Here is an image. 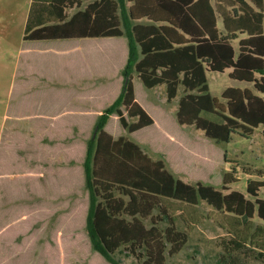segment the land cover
Here are the masks:
<instances>
[{
	"label": "trees",
	"instance_id": "trees-1",
	"mask_svg": "<svg viewBox=\"0 0 264 264\" xmlns=\"http://www.w3.org/2000/svg\"><path fill=\"white\" fill-rule=\"evenodd\" d=\"M81 1L31 0L22 40L125 37L126 59L113 72L107 63L109 73L115 76V90L110 95L96 91L107 87L105 82L90 90L88 108L96 112L94 115L61 116L52 125L57 130L42 125L40 138L32 132L38 130L37 125L43 124L44 119L7 118L9 124L4 125L6 136L0 141V152L5 144V151L10 154L5 162L0 156V173L2 169H40L42 174L34 184H28L34 192L26 190L23 195L24 204L29 199L38 204L33 211L39 213L36 225L33 222L35 228L26 233L19 229L14 232L13 240L18 246L14 252L8 250L9 240L5 237V258L18 255L8 261L0 260V264H25L27 250H32V243L43 231H47L52 243L59 230L63 231V246L68 253V245L75 237L79 242L86 238L88 249L84 258L90 257L86 264L96 253L107 262L104 264H121L114 258L121 249L133 255L137 264H166V253L174 255L185 246L189 223L194 224L192 216L175 203L194 206L200 201L227 213L241 225L230 241L235 251L242 250L246 241L255 240L253 243L262 251L258 255L264 258V227L253 224L254 217L264 223V199L258 195L264 180L248 181L246 193L251 198L238 190L223 191L200 180L189 183L177 175L164 153L152 158L139 143L124 135H113L107 126L110 119H117L131 134L158 123L149 111L153 104L145 101L147 108L136 97L135 76L148 90L163 86L168 103L182 87L176 101L177 124L193 125L216 143L228 141L235 132L249 138L255 128L261 126L264 130V0H88L83 10L71 16L65 13V8L79 6ZM225 69H231V79L252 83L254 91L227 87L221 93V101L212 96L206 72ZM56 84L78 86L66 81ZM90 85H81L84 96ZM70 97L66 92L63 97L55 94L49 100L60 105L63 98ZM70 126L72 131H68ZM37 141L41 142L40 153ZM71 161L76 163L69 165ZM235 173V169L223 173V187L238 181ZM75 182L79 187L75 188ZM3 187L6 226L13 219L12 204L20 194L16 184L11 190L8 179L3 181ZM81 187L87 193L85 199L74 201V193ZM51 188H55L56 197L52 205H46ZM75 207L84 212L78 219L71 213ZM50 214L54 219L46 230L40 219ZM177 218L187 224L185 230L177 229ZM163 221L166 226L161 227ZM42 243L41 247L45 242ZM43 251L42 254L57 258L55 248ZM42 254L39 249L38 257Z\"/></svg>",
	"mask_w": 264,
	"mask_h": 264
},
{
	"label": "rangeland",
	"instance_id": "rangeland-1",
	"mask_svg": "<svg viewBox=\"0 0 264 264\" xmlns=\"http://www.w3.org/2000/svg\"><path fill=\"white\" fill-rule=\"evenodd\" d=\"M29 2L30 0H0V141L6 136L3 129L4 125L9 124L7 118H13V116H15V119H17L18 115L16 113L18 109L33 110L36 107L34 99L38 98V91H40V96L42 95V91L40 87H38L29 92V98L25 103H23V99L19 97L18 81L20 79L18 76L21 75V72L24 75L26 71V68L23 66V60L33 63L32 70L45 71L47 69L51 73L57 72V77L61 81H67L69 79L67 62H46L45 53L42 56L36 54V57L33 56L32 60L31 54H29L28 57V54L25 53L26 51H22L27 45L26 42L22 40V36ZM123 39L126 40L125 37H123ZM86 40H89L86 44L89 45L90 60L95 62L93 57L98 53L94 51L105 53V58L100 54L101 58L97 56L98 60H96V62H109L111 65L110 71L113 72L116 67V62H118L114 55L117 54L118 57V53L121 52L119 47L123 41H111L108 39L100 41L103 40L102 38L96 39L97 41H93L94 39ZM96 45L99 46V49L95 47ZM92 48L95 50H91ZM111 48H114L117 53L111 55ZM98 65H100V69H104L105 71L100 70L101 75H98V73L93 75L91 72L90 90L92 92L95 89L94 85L105 82L107 87L96 89V91L100 90L101 93L110 95V93L115 90V88H113V79L115 76L108 74L109 67L107 63H100ZM94 68L98 69L96 65H94ZM230 71L231 69H225L223 72H206L209 92L220 101L221 93L227 87H238L241 89L250 88L254 91L252 83L231 79L229 77ZM43 81L47 80L44 79ZM32 82L40 84L37 80H33ZM134 82L136 85V97L147 108L148 106L145 104V101L153 104V106H149L151 109L149 111L158 123L129 134L121 127L117 119H110L107 126L113 135H124L139 143L152 158H158L160 153H164L167 156L169 164L172 165L174 171L178 173L177 175L189 183H195L196 180H200L204 183L212 184L223 191L231 189L238 190L244 193L247 198H251L246 193L248 181L264 180V130L261 126L255 128L252 136L249 138L243 137L235 132L231 134L228 141L216 143L206 138L202 131L195 129L193 125L177 124L175 120L176 101L182 93V87L178 89L176 98L168 103L166 101L163 86H157L148 90L135 76ZM30 83L31 82H27V85ZM41 85L44 86V84ZM52 85L47 88V91H50L49 97H47L48 99L50 97L53 99L55 94H60L62 97L66 92L70 94L71 88L69 86L57 85L55 89ZM18 105H20L19 108ZM54 106L58 107L59 105ZM60 107L61 106L58 108ZM209 117L213 118V116ZM11 123L13 124L14 122ZM92 131L93 125L90 126L89 133L92 134ZM75 163V161H71L69 165H74ZM231 169L236 170L234 176L238 181L231 184L229 187H223L221 184L222 175L224 172L230 171ZM179 173L184 174V176ZM9 179L11 190L14 188L13 185L16 184L20 194L19 199L12 204L18 207H14L17 211L12 212V215L13 213L15 215L11 216V218L18 216L17 218L19 219L22 213H26V215L29 212L33 213V211L38 208V204L32 202V199H29V202L26 201V204H24L23 201L24 191L28 190L32 193L34 192L33 188L28 187L29 180L22 178ZM75 181L78 182L77 179H75ZM77 182H75V188L79 187V182ZM54 194L55 188H51L50 196L46 200V205L53 204V198L56 197ZM86 194L83 187L79 188L77 193H74V201L77 198L78 202L81 199H85ZM258 195L260 198L264 199V187L259 189ZM175 205L184 208V210L192 216L194 224L189 223L191 228L188 230L189 237L185 246L174 255H168L166 253V264H264V258L258 255V253L262 251L253 243L255 240L246 241L245 247L242 250L235 251V246L231 244L230 241L234 240V234L240 230L241 225L236 224L234 218L227 215V213L214 209L204 201H200L194 206H186L180 203H175ZM75 208L71 213L78 219L83 211L81 212L78 208ZM184 213L185 212L180 213V211H176V214L184 215ZM38 214V210H36V214H32L25 220L20 221L19 224L6 227L5 237L9 240V251L14 252L18 247L13 240L16 236L14 232L18 229L20 232L24 230L25 233L26 231L33 230L35 228L33 222L35 221V217L36 220L37 217H39ZM51 214L43 220L40 219V222H42L41 224L44 223L42 227H45L46 230H48L49 223L54 219V216ZM6 217L8 216H5V218ZM145 223L148 226L150 225L149 220H146ZM253 224L254 226L262 225L264 227V223L257 217H254ZM160 226H166L165 221L160 222ZM176 227L179 230H185L187 224H185L181 218H177ZM79 230H81V228H79ZM46 235L47 231H43L42 235L32 243L33 248L32 250H27V260H25V264H86L87 260L90 259L89 256L84 258L85 255H87L88 249L85 237H82L80 242L79 238L75 237L74 241L68 245V247L71 248L68 253V250L63 246L64 236L62 230H59L55 240L53 238L52 243ZM84 235H86L85 232ZM42 241L45 242V247H41L43 245ZM46 248H55L58 253V255H56L57 258L54 257L53 260L49 254H42V252H44L43 250ZM39 249L42 255L38 257ZM18 253L20 254L21 250H18ZM32 253L33 255L31 256ZM17 255L12 256L16 257ZM94 255L95 257L93 256L91 258L92 264L107 263L100 254L96 253ZM9 257H11V255H6L5 259L8 261ZM114 258L120 260L121 264H137L136 258L124 249L117 252ZM18 263L20 264V262Z\"/></svg>",
	"mask_w": 264,
	"mask_h": 264
},
{
	"label": "crops",
	"instance_id": "crops-1",
	"mask_svg": "<svg viewBox=\"0 0 264 264\" xmlns=\"http://www.w3.org/2000/svg\"><path fill=\"white\" fill-rule=\"evenodd\" d=\"M88 2H89L88 0H82L79 6H76L75 4H73V5H70V7L65 8L64 11L68 16H71L77 10L79 9L83 10V8L88 4ZM30 3H31V0L29 2L28 10L30 7ZM27 15H28V11H27ZM27 15H26V19H27ZM86 39H91V38H64V39H47V40H38V41H28L26 42L27 44L26 48L22 49V51L24 50L26 51L25 53L28 54V57H29V54H31L32 60H33V56L36 57V54L42 56L45 53L46 62H67L68 68H69V72H68L69 79L66 82L78 84L77 87H74L73 85H72L73 87H71L72 90H70L69 95H72V98L71 97L69 99L63 98V103H61L59 105L61 107L58 108L54 106V102H52L51 100L47 98L49 97V94H50V91H47V88L50 87V85H52L50 83H54V85L52 86H54L56 89V86L58 85L56 83L65 82V81L59 80V78L57 77L58 76L57 72L51 73L47 69L45 71L39 70L40 72L32 70L33 63L23 60L24 62L23 66L24 68H26V71L24 75L21 72V75L18 76L20 79L18 81V84H19L18 92H19V95L22 96L23 103H25L28 100L29 98L28 94L30 91H33L34 89L38 87H40V90L42 91V95L40 96V91H38V98L34 99V104L36 107L33 110L32 109L19 110L18 112L19 119H24V120H31V119L35 120L39 118L44 119L43 124L40 123L37 125L38 130H33L32 132L33 135H37L40 138L41 132L39 131L40 129L43 128L42 125L51 126L52 129L57 130V126L54 127L52 125H56V121L61 116H67V117H72L74 115L88 116L90 114L94 115V113H96L95 111H91L88 108V95L90 92L89 87L85 88L86 95L84 96L83 94L84 89H81L82 88L81 85L90 83L91 72L93 75L96 73H98V75H101L100 74L101 69L98 67V64L100 63L105 64L108 62H96V60H98L97 56H100V54H102L104 56L103 58H105V53H102L99 51H94L95 53H98L93 57L95 62H93V60H90V55H89L90 49H89V45L86 44V42L89 40H86ZM92 39H94L93 41H97L96 39H99V38H92ZM102 39L103 40H100V41H104L106 39L111 40V41H116V40L123 41L121 42L122 44L119 47L121 52L118 53V57H116L118 62L116 64L115 71L119 70L120 67L124 63V60L126 59V51H127L126 41L121 37L102 38ZM95 47L99 49L98 45H96ZM91 50H95V49L92 48ZM110 54L111 55L116 54V50L114 48H111ZM93 63L94 65H96V67H98V69L94 68ZM101 71H105V70L103 69ZM108 74L110 73L108 72ZM38 76H41V77H38ZM44 79L47 81H43ZM33 80L34 81L37 80V82H40V84H35L34 82H32ZM27 82H31V83L27 85ZM41 84H44V86H42ZM79 91H81V95L79 94ZM68 129H69L68 131H72V126H70ZM80 129L84 130V127ZM45 130H48V128L46 127ZM70 139L72 141L73 135L70 136ZM37 148L39 149V153H40V150H41L40 141H37ZM9 154H10L9 151L7 150L5 151V144H4V149L2 150V152H0V156L4 158V162H5V158H7ZM26 154L27 152L23 155L25 156ZM41 174L42 173L40 169L38 171L29 170L27 172H12V171L2 169L0 173V180L2 181V191L0 192V260L2 262L5 261V229L6 227L19 224L20 221H23L27 218L26 213H22L20 216L21 219L20 218L18 219L17 218L18 216L14 217L13 219H11L10 222L6 223V226H5V203H4L5 191L3 187V181L5 179L10 180L9 178H22V179L28 178V179L33 180L29 182V184L31 183L32 185V183L34 184L36 179H39L41 177ZM14 207H18V206H14ZM13 209H14L13 211L15 212L17 211L16 208H13ZM13 215L15 214L13 213Z\"/></svg>",
	"mask_w": 264,
	"mask_h": 264
}]
</instances>
